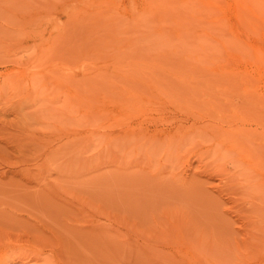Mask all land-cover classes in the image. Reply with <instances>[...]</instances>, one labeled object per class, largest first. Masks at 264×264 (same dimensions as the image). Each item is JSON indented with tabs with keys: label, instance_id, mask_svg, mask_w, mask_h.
Wrapping results in <instances>:
<instances>
[{
	"label": "rangeland",
	"instance_id": "1",
	"mask_svg": "<svg viewBox=\"0 0 264 264\" xmlns=\"http://www.w3.org/2000/svg\"><path fill=\"white\" fill-rule=\"evenodd\" d=\"M155 1L0 0V264H264V0Z\"/></svg>",
	"mask_w": 264,
	"mask_h": 264
},
{
	"label": "bare ground",
	"instance_id": "2",
	"mask_svg": "<svg viewBox=\"0 0 264 264\" xmlns=\"http://www.w3.org/2000/svg\"><path fill=\"white\" fill-rule=\"evenodd\" d=\"M147 1H148V0H146V2H147ZM154 1H155V0H153V1L150 0V3H151V2L154 3ZM158 1H159V0H158ZM158 1H157V3H158ZM171 1H172V0H170L169 3H170ZM178 1H179V0H178ZM178 1H177V4H179ZM188 1H191V0H188ZM188 1H186V3H188ZM220 1H221V0H220ZM234 1H235V0H234ZM245 1H246V0H245ZM249 1H251V3H253L252 0H248V1H246V2H249ZM257 1H258V0H256V2H257ZM259 1H260V0H259ZM259 1H258V2H259ZM146 2H145V3H146ZM161 2H163V4H161V6H162L163 8H165L166 10L163 9L161 6H158L159 8L154 6L155 9H154V8H153V9L149 8L148 12H149L150 9H151V11L149 12V13L151 14V13H152V10H156V14H155L156 16H158V15H160V14L163 13L162 16H164V18H161L163 23H165L164 21H166V20H167V22H169V20L174 19V16H175V17H179V16H178L179 14L177 15L176 11H177V12H178V11H181V17H180V18H182L183 16H185L186 18L183 17L181 20L178 19L179 22H177V19H176V20L174 19L175 22L180 23V21H182L183 19H186V20L188 19L187 22L190 20V18H188L189 15H188V14L186 15V13H188V12H189V13L192 12V11H193V10H192L193 8H191V11H189V10H185V8H184L185 6H178V5L176 4V5L178 6V7H177L178 10H175V12L172 14V13H171V12H172L171 8H173V6H172L171 4L168 3L169 5L167 4L168 6H167V7H164V6H165V5H164V1L162 0ZM183 2H184V0H183ZM195 2H198V1L195 0ZM203 2H204V1H203ZM213 2H214V1H213ZM235 2H236V1H235ZM241 2H242V0H241ZM256 2H255V0H254V3H255V4H256ZM152 3H151V4H152ZM155 3H156V1H155ZM155 3H154V4H155ZM171 3H172V2H171ZM174 3H175V1H174L172 4L174 5ZM192 3H193V2H192ZM192 3L190 2V5H192ZM206 3H207V1H206ZM243 3H244V0H243V2H242V4H241L243 10L245 9V6H246V5H247L246 8H247V7H249V9L252 8V4H250V2L247 3V4L244 3V4H246L245 6H244ZM254 3H253V4H254ZM146 4H147V3H146ZM158 4H160V3H158ZM148 5H149V4H148ZM180 5H181V4H180ZM183 5H185V3H184ZM199 5H201V4H199ZM199 5H198V3H197V5H196V9H198V6H199ZM221 5H222V4H221ZM170 6H171V8H170L171 11H169V9H167V8H169ZM208 6H209V5H208ZM211 6H212V5H211ZM214 6H215V3H214ZM218 6H219V5H218ZM237 6H238V5H237ZM239 6H240V5H239ZM160 7H161L163 10H165V13H166V14H165L163 11L161 12V10H160L161 8H160ZM182 7H183V8H182ZM188 7L190 8V7H193V6H188ZM224 7H225V6H224ZM156 8L158 9V11H159V10H160V11L157 12V9H156ZM174 8L176 9V6H175ZM181 8H182L183 10L186 11L185 14H184L183 16H182V12H183V11L180 10ZM199 8H200V7H199ZM215 8H216V7H215ZM238 8H239V7H238ZM259 8H260V7H259ZM210 9H211L212 11L215 10V9L213 10V7H212V8L209 7V9L204 10V16H207V15H205V13L207 12L206 14H208V12L211 11ZM223 9L225 10V8H223ZM240 9H241V7H240L238 10L241 11L242 9H241V10H240ZM249 9H248V10L245 9V10L248 11L247 13H249V12L251 13V14H247V15H250L251 18L248 19V17H247L246 15L243 16V17H246L248 20L253 19L255 16L257 17L256 13L254 12V11H257V10H254V8H253V10L250 9V11H249ZM208 10H209V11H208ZM221 10H222V9H221ZM224 10H222V11H224ZM245 10H244V11H245ZM259 10H260V12H261V9H259ZM166 11L169 12V13H171L172 16H171L170 14H169V15H170L171 17H173V18H169V20H168V18H167L168 14H167ZM198 11H199V9H198ZM212 11H211V13L209 12L211 15H213V13L215 12V11H214V12L212 13ZM217 11H218V10H216V12H217ZM219 11H220V10H219ZM219 11H218V12H219ZM226 11H227V10H226ZM146 12H147V11L145 10L144 13H146ZM160 12H161V13H160ZM195 12H196V11H193V15H192V17H194V16L196 17V15H194ZM218 12H217V13H218ZM237 12H238V11H237ZM149 13H148V14L146 13L145 15L148 16ZM159 13H160V14H159ZM175 13H176V14H175ZM178 13H180V12H178ZM238 13H239V15L237 14V19L240 18V15H241V17H242V14H240L241 12H238ZM157 14H158V15H157ZM199 14H200V13H199ZM215 14H216V13H214V16H215ZM243 14H245V12H243ZM143 15H144V14H143ZM151 15H154V12H153V14H151ZM151 15H149V16H151ZM165 15H166V16H165ZM173 15H174V16H173ZM208 15H209V14H208ZM211 15H209V16H211ZM216 15H218V14H216ZM252 15H253L254 17H253ZM258 15H260V14H258ZM149 16H148V17H149ZM160 16H161V15H160ZM170 16H169V17H170ZM209 16L207 17L208 19L211 18V17H209ZM148 17H147V18H148ZM220 17H223V16H220ZM243 17H242V22H241V18L238 20V22H240V23L242 24V25H241V24L239 23V25L242 26V27H243V25H245V24H243V19L245 20V18H243ZM252 17H253V18H252ZM256 17H255L254 19H256ZM149 18H150V17H149ZM166 18H167V19H166ZM202 18H203V17H202ZM207 18H206V19H207ZM163 19H164V20H163ZM204 19H205V17H204ZM215 19H216V18H215ZM254 19H253V21H254ZM262 19H263V18H262ZM262 19H261V20H262ZM158 20H159V19H158ZM256 20H258V18H257ZM207 21H209V20H206V22H207ZM212 21H213V20H212ZM219 21L221 22L222 20L219 19ZM219 21H218V22H219ZM227 21H228V20H227ZM253 21H252V22L250 21V24L253 23V24H252L253 26H251V27L248 26V27H247V26L245 25V26H244L245 29H244V28H241V27H240V28H241L242 31H243V29L246 30V28H247L248 32H247V31H243V32H245V34H246V33H249L252 37H254V35H257V38H259V36L261 37V35H263V34H261L263 31L260 33L259 31H256L255 29H253L252 27H257V28H259L258 26H255L256 24H255V22H253ZM167 22H166L165 24H167ZM187 22H186V23H187ZM189 22L191 23V21H189ZM189 22H188V23H189ZM195 22H199V19H198V21L195 20ZM201 22H203V21H201ZM206 22H205V23H206ZM224 22H225V20H223V21L221 22V23H222L221 26H223V27L218 26V27H220V28H218V29L225 28L226 25H225V26L223 25ZM245 22H246V20L244 21V23H245ZM177 23H176V24H177ZM160 24H161V23H160ZM165 24H164V27H165ZM170 24H171V23H170ZM196 24H197V23H196ZM196 24H195V26H196ZM217 24H218V23H217ZM219 24H220V23H219ZM224 24H225V23H224ZM226 24H227V22H226ZM246 24H247V23H246ZM248 24H249V22H248ZM248 24H247V25H248ZM254 24H255V25H254ZM168 25H169V24H168ZM172 25H173V24H171L170 27H171ZM228 25H229V24H228ZM239 25H238V29H239ZM162 26H163V24H162ZM185 26H187V24H185ZM188 26L192 27L190 24H188ZM211 26H212V24H211ZM182 27H183V26H182ZM190 27H189V28H190ZM167 28L169 29L168 26L166 27V29H167ZM172 28H173V27H172ZM172 28H171V29H172ZM176 28H177V27H176ZM226 28H227V27H226ZM226 28H225V29H226ZM228 28H229V27H228ZM228 28H227V29H228ZM248 28H249V29H248ZM257 28H256V29H257ZM161 29H162V31H163V30H166V29L163 28V27H162ZM168 29H167V30H168ZM183 29H185V27H183ZM227 29H226V30H227ZM231 29H233V28H231ZM231 29L229 30V32L231 31ZM238 29L236 28V30H238ZM180 30H181V29H179V31H180ZM185 30H186V29H185ZM191 30H192V29H191ZM193 30H194V29H193ZM200 30H201V29H200ZM204 30H209V29H204ZM204 30H203V34H205V31H204ZM239 30H240V29H239ZM259 30L261 31L260 28H259ZM169 31H170V30H168V31H163L164 34H167L168 38H169V37H172L171 35L175 32V31H174V32L172 31L173 33H171V31H170V32H169ZM210 31H212V33L206 31V34H205L206 37H205V35H204L203 38H201L200 36L197 37V35H196L195 32H192L193 35H194V33H195V35H196V36H193L192 33L190 34V30H187L186 32L188 33V36H187L188 38H189L190 35L193 36V37L190 36L191 39H192V38H193V39H196V38H199V37H200V38H199L200 40H197V42L194 41L195 43H197V44L199 43V44H200V43L202 42L201 39H203V40H205V39H207V38L212 39V37H213L212 35H213L215 32H214L213 30H210ZM167 32H169L170 35H169V33H167ZM199 32H200V31H199ZM213 32H214V33H213ZM236 32H237V31H236ZM238 32H239V31H238ZM187 33H185V34L187 35ZM208 33L211 34V35H208ZM216 33H217V32H216ZM231 33H232V32H231ZM240 33H241V32H239V34H240ZM217 34L220 35V36L222 35V34H219V33H217ZM217 34H216V35L214 34V36H217ZM237 34H238V33H237ZM239 34H238V36H240V39H241V35H242V34H240V35H239ZM249 34H248V35H249ZM259 34H261V35H259ZM161 35H162V34H161ZM174 35H175V34H174ZM174 35H173V36H174ZM176 35H177V34H176ZM179 35L182 36V33H180ZM186 35H185V36H186ZM248 35H247V37H248ZM250 35H249V38H250ZM258 35H259V36H258ZM148 36H149V35H148ZM163 37H164V36H163ZM175 37H176V36H175ZM187 37H185V38H187ZM236 37H237V36H236ZM242 37H243V36H242ZM245 37H246V36H245ZM252 37H251V39H252ZM147 38H149V37H147ZM188 38H187V39H188ZM215 38H216V37H215ZM222 38H223V36H222ZM222 38H221V39H222ZM249 38H248V39H249ZM263 38H264V36H263ZM174 39H175V38H174ZM174 39L171 40L172 43H174V42H173ZM182 39H183V38H182ZM223 39H224V38H223ZM223 39H222V40H223ZM238 39H239V38H238ZM240 39H239L238 44H239V45L241 44V46H243V45H242V44H243L242 41H243L244 38L241 39L242 41H241ZM161 40H162V39H161ZM161 40H160V41H161ZM189 40H190V39H189ZM222 40L220 41V39L217 40V38H216V39L213 38V41H214L215 43L211 42L212 44H214V45H212V46H215V44H219L217 47H220V48H219L220 50L217 49V47H216V48H215V47H210V48H208L209 46L207 45V44H208L207 42H205V43H207V44H204V43H203V44H200L198 47H200L201 50H203V52H202V53H203V54H202L203 57H204V55H206V56L209 55L210 58H209V57H207V59H206V57L203 58L202 55H201L200 57H202L201 59H203V60H202L203 62H204L205 60L208 61V59H212V61L215 63V65L217 64V62H221V63H218V64H219L218 67H220L218 70H219V71L222 70V72L219 73L218 75H221V76H223V75H226V76L228 75V76H229V75H230V76H233V77H234V76L240 77V75H241V73H242L243 71H242L241 73H240V72H237V71H238L237 68H235V69H237V71H235L233 68L231 69L232 66L229 68V65H230L231 63H233V62L238 63V64L241 63V62H243V61L245 60V58H247V57H246V53L244 52L243 48L238 47V48H240V50H238V52H236V54H234L233 52H234L235 50L233 49V52H232V49H231L232 47L229 48L230 44L227 43V44L229 45V46H228L226 43H223ZM224 40H225V39H224ZM244 40H245V39H244ZM262 40H264V39H262ZM153 41H155V40H153ZM156 41H157V40H156ZM162 41H163V43L166 42L165 40H162ZM198 41H200V42H198ZM207 41L209 42V39H207ZM240 41H241V43H240ZM249 41H250V40H249ZM194 42H193V43H194ZM163 43H162V44H163ZM170 43H171V42H170ZM176 43H177V44H176L175 46H177V48H176L174 45L168 43L169 46H172V47L174 46V47H175V48L172 49V51L176 49V50H175V53H176V54H177L179 48H180V49H183V51H184V48H182L183 46L181 47V46L179 45V42H178V41H176ZM259 43H260V42H259ZM152 44H153V46L156 45L157 47H158V45H159V43H155V44H154V42H153ZM157 44H158V45H157ZM168 44H167V45H168ZM182 44H183V43H182ZM261 44H262V43H261ZM178 45H179V46H178ZM257 45H258V44H257ZM153 46H152V47H153ZM156 46H154V47H156ZM159 46H161V42H160V45H159ZM231 46H232V45H231ZM237 46H238V45H237ZM237 46H236V47H237ZM254 46H255V45H254ZM254 46H253V47H254ZM178 47H179V48H178ZM236 47H234V48L236 49ZM248 47H251V46H248ZM159 48H160V47H159ZM238 48H237V49H238ZM257 48H258V47H257ZM215 49H217L218 51L216 52ZM241 49H242V50H241ZM148 50H149V49H148ZM208 50L211 51L212 53L214 52L213 55H210V54L208 53ZM252 50H253V49H252ZM261 50H262V49H261ZM261 50H260V53L262 54V51H261ZM139 51H141V49H140ZM139 51H138V52H139ZM143 51H144V50H143ZM143 51H141V54H143V53H142ZM172 51H170V52H172ZM183 51L180 50V52H182V53H183ZM205 51H207L206 54H205ZM236 51H237V50H236ZM248 51H249L250 53L252 52L251 49H248ZM253 51H254V55H255V57H256V60H255L254 62H255V63H256V61L259 62V63H260L259 66H261L262 68H264V60H263V58H260V57H259V56H260L259 50H258V49H255V50H253ZM138 52H137V53H138ZM145 52H147V51H145ZM145 52H144V54H146ZM159 52H160V51H159ZM149 53H150V52H149ZM173 53H174V52H173ZM237 53H238V54H237ZM250 53H249L248 55H250ZM252 53H253V52H252ZM252 53H251V55H252ZM144 54H143V57H144ZM147 54H148V53H147ZM164 54L166 55V57H167V59H168L167 54H166L165 52H164ZM133 55H134V54H133ZM149 55H150V54H149ZM165 55H164V57H162V54L160 53L159 57H158V55L156 56V60H157L158 58H160V57H161V58H165ZM189 55H190V56H189L190 59H189V58H188V59L191 60V55H192V54H189ZM248 55H247V56H248ZM131 56H132V55H131ZM136 56H137V55H136ZM138 56H140V52H139V55H138ZM138 56H137V57H138ZM150 56H153V55H150ZM178 56H179V55H178ZM178 56H176V57L178 58ZM184 56L188 57L187 54H186V52H185V55H184ZM184 56H183L182 58H184ZM196 56L198 57L199 61H201L200 58H199V56H198V54H197ZM248 57H249V56H248ZM252 57H253V56H252ZM252 57L250 56L249 58L251 59ZM144 58H146V56H145ZM147 58H151V57H147ZM179 58H181V57H179ZM140 59H143V58L141 57ZM165 59H166V58H165ZM188 59H187V60H188ZM198 59H197V61H198ZM147 60H148V59H147ZM170 60H171V59H170ZM251 60H252V59H251ZM251 60H250V61H251ZM141 61H142V60H141ZM145 61H146V60H145ZM193 61H194V58H193ZM195 61H196V60H195ZM202 61H201V62H202ZM248 62H249V61H248ZM251 62H252V61H251ZM254 62H253V63H254ZM222 63H225L226 66H225V67H222V69H221V64H222ZM244 63H246V62H244ZM259 63H258V64H259ZM242 64H243V63H242ZM256 64H257V63H256ZM213 65H214V64H213ZM215 65H214V66H215ZM244 65H245V64H244ZM239 66H241V65H239ZM197 67L200 68V66H197ZM218 67H217V68H218ZM199 68H198V69H199ZM215 68H216V67H215ZM218 70H217V71H218ZM258 70H259V69H258ZM219 71H218V72H219ZM259 71H261V70H259ZM215 72H216V71H215ZM218 72H217V73H218ZM215 74H216V73H215ZM242 74H243V73H242ZM245 74H246V72H245ZM258 74H259V73H258ZM238 75H239V76H238ZM241 76L244 77L243 75H241ZM247 76H248V75H247ZM258 76H259V75H258ZM245 77H246V76H245ZM248 77H249V76H248ZM125 111H128V109H123L122 112H121V114L119 115V118H120V119L122 118V119H124V120H125V119L128 120V118H126V115H125L126 112H125ZM132 113H133V112H132ZM118 114H119V113H118ZM129 116H130V115H129ZM124 117H125V118H124ZM121 121L123 122V120H121ZM125 121H126V120H125ZM65 145H66V144H65ZM57 148H59V147H57ZM59 151H60V150H59ZM46 156H47V155H46ZM41 158H42V157H41ZM43 158H45V161H44V162H41L42 164H44V165H42L41 167L43 168V166H44V168H47V169H48L49 166L47 167V164L49 163V160L45 157V155H44ZM43 160H44V159H43ZM47 160H48V163H47ZM48 165H49V164H48ZM45 166H46V167H45Z\"/></svg>",
	"mask_w": 264,
	"mask_h": 264
}]
</instances>
